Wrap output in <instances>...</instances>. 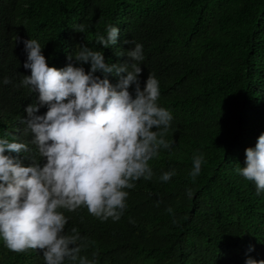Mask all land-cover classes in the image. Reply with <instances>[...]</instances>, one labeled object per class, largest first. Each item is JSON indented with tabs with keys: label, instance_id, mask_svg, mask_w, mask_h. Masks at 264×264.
<instances>
[{
	"label": "trees",
	"instance_id": "16d2710c",
	"mask_svg": "<svg viewBox=\"0 0 264 264\" xmlns=\"http://www.w3.org/2000/svg\"><path fill=\"white\" fill-rule=\"evenodd\" d=\"M109 24L119 36L104 48L97 37H106ZM29 39L40 43L48 66L73 63L85 72L90 63L68 59L81 45L119 65L141 44V88L153 75L157 106L173 117L165 135L174 141L171 149L161 148L149 161L150 180L140 178L124 189L129 195L119 220L93 217L83 206L60 210L67 218L64 234L75 228L82 237L79 257L94 264L264 260V191L257 195L255 183L236 171L246 166L245 149L264 133V0H0V139L27 144L28 152L5 153L22 166L33 160L42 166L46 161L31 142L33 134L20 123L38 97L21 86L30 75L23 67V41ZM5 78L11 83L4 84ZM107 78L113 86L120 80L115 74ZM129 91L134 95V85ZM46 111L41 106L37 115ZM198 155L203 162L193 179ZM172 170L169 181L160 179ZM79 257L64 264H79ZM0 264L46 262L41 250L16 253L0 238Z\"/></svg>",
	"mask_w": 264,
	"mask_h": 264
},
{
	"label": "clouds",
	"instance_id": "9594fccd",
	"mask_svg": "<svg viewBox=\"0 0 264 264\" xmlns=\"http://www.w3.org/2000/svg\"><path fill=\"white\" fill-rule=\"evenodd\" d=\"M78 31L83 32L84 25ZM106 32V37H97L104 48L115 45L119 36V29L111 24ZM23 43L27 52L23 67L30 75L23 76L21 86L38 97L25 107L26 117L20 123L33 134L31 142L46 162L41 166L33 160L22 166L5 153L28 152L27 144L0 139V238L13 252L38 249L46 264H64L66 258L78 259L82 237L75 228L72 235L64 234L67 218L60 210L74 212L83 206L93 217L119 220L129 195L124 189L134 188L140 178L150 180L154 173L149 161L161 148L171 149L174 141L165 135L173 117L157 106L159 82L153 75L141 88V44L127 51L128 59L119 65L107 63L101 51L81 45L68 59L90 63L85 72L73 63L62 69L50 67L40 43L34 39ZM111 74L120 76L116 86L107 78ZM3 83L11 80L5 78ZM133 85L134 95L129 91ZM45 105L46 113L37 115ZM245 156L246 166L236 171L255 183L259 195L264 191V133L254 148L245 149ZM202 162V155L193 158V179ZM174 175V170L168 171L160 179L167 182ZM187 194L191 198L192 190ZM167 211L172 213L171 208ZM79 264L94 261L79 257ZM245 264H264V260L248 258Z\"/></svg>",
	"mask_w": 264,
	"mask_h": 264
}]
</instances>
